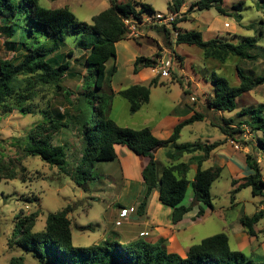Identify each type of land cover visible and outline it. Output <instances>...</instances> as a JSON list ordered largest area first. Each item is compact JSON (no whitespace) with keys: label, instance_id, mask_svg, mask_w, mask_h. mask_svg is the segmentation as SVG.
Masks as SVG:
<instances>
[{"label":"rangeland","instance_id":"1","mask_svg":"<svg viewBox=\"0 0 264 264\" xmlns=\"http://www.w3.org/2000/svg\"><path fill=\"white\" fill-rule=\"evenodd\" d=\"M120 1L142 2L152 6L155 14H167L171 0ZM195 1L197 0H186V8L183 6L178 14L177 19L180 22L177 27L183 30L199 31L205 40L219 39L239 43L246 37H256L258 44L252 50L256 59L241 60L230 56L222 62L214 58H206L204 52L195 46L178 45L176 31L172 28L170 37L166 38L165 34L152 27L150 23H145L136 27L125 40L118 43L117 59L115 62L108 63V67L116 64L118 71L111 78L110 84L105 86L103 93L115 95L110 115L121 127L155 129L161 125L160 133L164 135L171 130L179 116L188 119L194 114H201L204 120L186 126L178 142L183 144L221 141L224 144L220 146V149L234 152L236 157L240 158L234 166H223L220 177L214 182L211 189L213 211L207 208V215L198 218V206H196L181 223L175 225L170 222L166 214L160 213L164 222L157 227L161 228L163 235L155 239L154 243L162 239L163 245L169 252L177 254L183 252L180 255L184 256L191 246L199 244L203 239L225 233L232 250L242 251L246 256L254 259L257 256H264V220L256 225L258 240L254 241L253 245L239 242L237 236L244 232L241 218L252 216L260 209L264 210V202H262L264 200L261 196L254 197L250 188L238 192L234 200L232 181L248 176L246 175L247 166H245L248 153L258 160L264 174V149H262L264 146L261 144L264 142V133L252 131L246 125H239L248 119V116H240L243 108L264 104V85L238 98L234 112L217 111L211 108L208 100L214 93L212 85L214 73L226 77L233 86L240 83L237 75L238 67L253 77L264 75V10L259 0H224L222 7L225 14L221 15L214 8L203 11L193 10L190 7ZM37 2L49 9L67 7L76 15L79 22L87 23H92V18L110 5L109 0H37ZM239 2L243 3V10L240 13L242 20L237 19ZM183 9L185 12H182ZM147 16L145 14L143 17ZM8 35L4 24L0 21V59L16 61L19 52L23 51L11 48V43L18 41L20 31L18 30L14 37ZM35 37L42 45L51 46L54 43L46 42L38 31ZM129 45L131 46L129 50L134 51L137 58L143 56L151 59L159 55L158 66L154 69L152 78L140 75L139 71L142 68L138 73L134 72L136 60L134 63H128L127 57H124L125 53H128L126 46ZM60 47L55 54V59L59 60L61 57V63L67 61L71 63V70L60 80L63 90L50 85L37 86L35 94L25 104V107H31L35 111L34 114L25 115L17 109L12 110L5 105H0V160L2 161L0 264H10L11 258L17 256H24L26 264H38V260L30 254L24 255L21 249L11 248L8 245L16 223L20 218L36 215L34 231H42L50 214L65 210L67 207L70 209L68 218L72 223L74 246L88 247L98 244L107 230L105 216L109 215L112 205L118 201L122 190L130 185L135 191L142 182L135 172L125 175L121 162L117 172V162H103L91 169L95 180L90 181L87 191H84L58 168L46 164L39 157L27 154L25 150L27 135L30 132H38L39 125L49 121L41 111L50 112L54 119H57L58 115L67 117L72 113V108L64 96V91H70L76 96L81 90L84 78L88 75L84 61L86 52L77 47L76 37H66L64 42H60ZM162 60L171 61L169 77L162 74ZM158 76L160 84L152 88L150 103L143 106L136 114H132L129 102L118 93L136 84L147 85ZM23 79L24 77H20V81ZM228 119H232L231 127L238 131L234 139L226 138L219 129L224 125V120ZM52 142L55 145H66L69 156L80 149V140L76 134L64 128L53 136ZM200 155V153L188 154L183 159L190 166L195 165V168L189 169L187 175L189 180L195 176L197 165L194 162ZM157 158L159 169L170 164L164 154H159ZM215 166L218 165H216L215 157L212 156L205 163L204 168ZM191 196L192 188L189 187L185 205L191 203ZM131 203L123 202L125 206H130ZM132 215L139 220L145 219V215L141 216L137 212ZM157 227L155 231H158ZM142 234L144 237L158 236L155 232L150 234L146 231V234ZM254 247L258 250L255 254L252 252Z\"/></svg>","mask_w":264,"mask_h":264},{"label":"trees","instance_id":"2","mask_svg":"<svg viewBox=\"0 0 264 264\" xmlns=\"http://www.w3.org/2000/svg\"><path fill=\"white\" fill-rule=\"evenodd\" d=\"M110 6L92 18V23L79 22L76 15L67 7L60 9L45 8L37 0H0V21L5 32L14 37L19 30L18 41H12L13 49H22L18 60L0 59V105L17 109L22 114H34L31 107L25 104L35 94L37 86H56L63 90L60 80L71 70V63H61V57L55 59L66 37L75 36L77 47L86 52L85 66L88 75L83 80L80 92L74 96L64 91V96L71 105L72 113L57 119L47 111H41L48 123L39 125V131L29 133L25 141L28 155L39 157L46 164L56 167L69 177L79 188L87 191L90 181L95 178L91 169L103 162H114L118 157L116 146L124 147L137 156L148 160L141 172L146 186L137 213L144 216L149 198L154 190L159 192V201L164 207L172 210L171 222L175 225L198 206L197 217H204L207 208L213 211L211 189L222 173L221 166L203 168L211 154L224 143H179L182 130L195 122H202L203 115L194 114L179 122L168 139L157 138L149 127L133 129L119 126L112 119L111 105L115 95L103 93L106 85L117 73V66L108 63L117 59L116 44L125 40L129 34L125 20L142 23L145 14H154L152 6L142 2H123L109 0ZM186 0H171L168 10L180 13ZM224 0H197L191 4L193 10L216 9L225 14L222 7ZM264 10V0H259ZM243 3L239 2L237 19L242 20ZM139 7V8H138ZM178 19L172 29L177 32L178 45L195 46L204 52L206 58L225 61L230 56L241 60H255L252 50L257 47L256 37H246L242 42L232 43L219 39L205 40L203 34L195 30L179 29ZM158 31L171 35L167 26L152 25ZM46 41L54 43L46 46L38 42L36 32ZM157 57H138L134 63V72L141 68L155 69ZM239 85L233 86L224 76L213 74V96L209 98L211 108L220 112H234L237 99L259 86L264 85V75L253 77L237 68ZM20 77H24L20 81ZM159 76L147 85L136 84L118 95L130 104V112L136 114L143 106L150 103L152 88L159 86ZM163 85V84H161ZM240 116H248L240 126H248L252 131L264 133V104L243 108ZM232 119L224 120L220 126L226 138L234 139L238 133L231 127ZM72 131L80 140V149L71 156L66 145L53 144V136L62 129ZM264 146V142L261 143ZM168 148L166 153L170 164L159 169V162L154 152L158 148ZM264 149V147H262ZM201 154L197 161L196 174L191 182L187 175L189 163L183 161L188 154ZM246 165L252 170L248 176L233 179L232 198L243 189L250 188L254 197L261 196L264 200V174L258 160L251 154L245 158ZM2 161L0 160V171ZM15 178V175L12 177ZM189 186L192 187V201L184 205ZM264 202V201H262ZM69 207L50 214L45 229L34 231L36 215L20 218L16 223L8 245L21 249L23 254H30L38 260V264H264V256L251 258L243 252L232 250L229 238L220 233L203 239L199 244L191 246L185 256L169 252L163 245L164 240L156 243L143 238L120 243L116 233L99 244L88 247H77L73 244L72 223L68 218ZM264 220V210L260 209L252 216H243L241 224L248 236H256L255 226ZM10 264H26L24 256L13 257Z\"/></svg>","mask_w":264,"mask_h":264},{"label":"crops","instance_id":"3","mask_svg":"<svg viewBox=\"0 0 264 264\" xmlns=\"http://www.w3.org/2000/svg\"><path fill=\"white\" fill-rule=\"evenodd\" d=\"M183 8H186L185 7V4H184V7ZM182 12H185V10L183 9ZM226 26L228 27L227 24H226ZM179 29H181V28H179ZM181 30L182 31H185L183 29H181ZM117 47H118V43L116 44V49H117ZM126 47H128V49H127L128 53L127 54L125 53V56L124 57L125 58L127 57L128 63H134V61L137 59V57L135 56L134 51H130L129 50L130 47H131L130 45L129 46H126ZM129 51L132 52V53L130 54ZM117 55H118V51H117ZM154 71L155 70L152 69V68H142L139 71V74L142 75L143 77H146V76L148 77L149 76V77L152 78ZM150 101H151V99H150ZM179 117L180 118H177L175 120L176 121L175 124L171 127V130L168 133L162 135L160 133V127H161V125H158V127H156L155 129H151L152 132H153V134L157 138H159L161 140L168 139L171 136L174 127L179 122L185 120V119L181 118V116H179ZM116 151H117L118 157H119L116 161H114V162H117L116 172L119 171L120 162H121V164L123 165V168H124V174L125 175L127 173L128 174H131L132 172H135V174L138 177H140L141 180H142L141 172H142L143 168L145 167V165L147 164L148 160L146 158L142 157V156L135 155L130 150H128V149H126L124 147H121L119 145L116 146ZM167 151H168V148H162L161 147V148L156 149L155 152H154L155 158L158 159L157 157H158L159 154L166 155ZM185 156L183 157V159L185 158ZM212 156H214L215 159H216V165L221 166V167L227 166V165H233L234 166L235 163L238 162L239 159H240V158H237L236 157V154L234 152H228V150H224V149L222 150V148L220 149V147L218 149H216L211 154L210 158ZM207 161H205L203 163V168H204V165H205V163ZM169 163H170V161H169ZM245 166H247L246 163H245ZM163 167L164 166H162V168ZM191 167H194L195 168V165L193 164L192 166H190V168ZM196 169H197V166H196ZM251 173H252V170L247 166L246 175H250ZM193 180H194V178H192L190 181L192 182ZM189 187H191V186H189ZM136 188L137 189H135V191H133V187H131L130 185H127L122 190L120 196L118 197V201L115 204L112 205V207H111L112 209H110L109 215L108 216H105L106 223H107V225H106L107 230L105 232V235H103L101 237L102 239H101V241L99 243H101L102 241H104L108 237L109 233H111V232L117 234L118 240H119L120 243H130V242L137 241V240H139L141 238H143V239H145V240H147L149 242L154 243L155 242V239L160 238L163 235V231L161 230V228L157 227V226H160L164 222L162 220V218L160 217V213L166 214L168 216V218L170 219V222H171L172 210L170 208H168V207H164L160 203L158 190H154L152 192L150 198H149L148 205H147V208H146V213H145V219L139 220L136 216L131 215L132 217L130 216V218H127V219L122 220L121 225L120 226H117V224H116L117 221L121 220L120 219V211H121V209L128 208V207H137L140 204V202H141V200L143 198V195L145 193V189H146V186L143 183V180L141 182V185H139V187H136ZM192 196H193V193H192ZM192 196H191V201H192ZM186 197H187V195H186ZM131 200H133V201H131ZM125 201H128V202L130 201L132 203L130 204V206H125V204H123V202H125ZM184 201H183V204H184ZM190 213H188V214H190ZM207 213H206V215H207ZM127 220H129V221H127ZM179 223H181V222H179ZM156 227H157L158 231H155L154 230ZM255 230H256V233H257L258 231L256 229V226H255ZM146 231L148 233H150V234L153 233V232H155V234H157L158 236H155V237H149V236L144 237V236H142L143 235L142 233L146 234ZM242 232L239 233L238 236H237V239L239 240V242H245L247 245H250L251 246V245H253V242L254 241L258 240V238H257V234L258 233L256 234V236L250 238L248 236V234L245 232V230H244L243 233ZM261 232H263V231H261ZM258 246H260V244ZM183 250H184V248H183ZM257 251L258 250H257L256 247H254L253 250H252L253 254H255ZM175 252H177V250ZM179 253L182 254L183 252L182 253L179 252ZM185 255H186V253H185Z\"/></svg>","mask_w":264,"mask_h":264},{"label":"built area","instance_id":"4","mask_svg":"<svg viewBox=\"0 0 264 264\" xmlns=\"http://www.w3.org/2000/svg\"><path fill=\"white\" fill-rule=\"evenodd\" d=\"M179 13H172L169 12L167 14L163 13H157V14H147V17H143L142 23L138 24L137 22H134L133 20H125V24L128 26L129 33L132 32V30H135L136 27H139V25L150 23L151 25H157V26H167L169 29L173 27V23L177 19ZM177 35V32H176ZM162 64V65H161ZM162 66V74L166 77H169L171 75V61L167 60L161 61ZM137 212L136 207H128L123 208L120 211V219L117 221V226H120L122 223V220L129 218L133 213Z\"/></svg>","mask_w":264,"mask_h":264}]
</instances>
